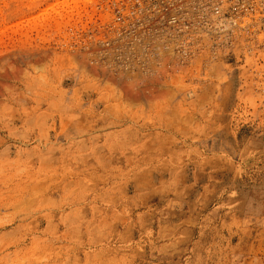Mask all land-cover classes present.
Segmentation results:
<instances>
[{"label": "rangeland", "instance_id": "374dc122", "mask_svg": "<svg viewBox=\"0 0 264 264\" xmlns=\"http://www.w3.org/2000/svg\"><path fill=\"white\" fill-rule=\"evenodd\" d=\"M0 264H264V0H0Z\"/></svg>", "mask_w": 264, "mask_h": 264}]
</instances>
